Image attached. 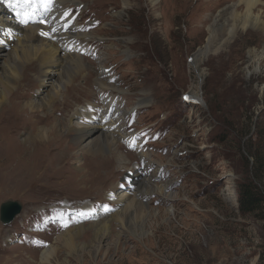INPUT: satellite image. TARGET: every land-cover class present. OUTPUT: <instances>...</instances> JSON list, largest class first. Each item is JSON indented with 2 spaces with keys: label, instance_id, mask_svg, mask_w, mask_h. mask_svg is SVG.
<instances>
[{
  "label": "rangeland",
  "instance_id": "1",
  "mask_svg": "<svg viewBox=\"0 0 264 264\" xmlns=\"http://www.w3.org/2000/svg\"><path fill=\"white\" fill-rule=\"evenodd\" d=\"M12 1L20 5L18 25L27 23L26 15L38 13L33 1ZM75 1L76 16L87 12L79 20L87 24L86 32L104 37L93 38L94 52L83 53L87 68L69 72L83 86L91 74V104L82 101L70 113L56 106L51 112V121L63 119L59 129L65 142L49 153L53 157L63 151L57 161L65 174L0 175V205L13 199L23 206L11 223L0 221V264H264V219L242 212L238 203V186L246 179L264 190V58L257 63L249 55L260 30L240 31L223 50L203 57L200 78L194 56L207 42V27L218 10L237 0H156V9L150 0H129L127 8L123 0ZM49 11L46 7L43 14ZM6 28L0 25L2 44L18 35L13 28L10 39ZM7 47L0 59L12 52ZM103 56L108 72L125 90L121 107L131 113L125 119L128 129L118 138L120 153L111 162L120 168L113 182L101 180L98 194L94 186L85 190L68 181L72 175L80 180L87 169L89 155L74 144L79 131L100 124L103 116L102 109L92 106L99 102L93 99L98 94L94 79ZM34 65L26 77L22 69L19 78L31 89L27 100L39 102L53 82H38L41 61ZM143 95L149 101L137 105ZM105 116L109 121L110 115ZM42 117L36 113L34 119ZM30 132L26 126L17 139L25 140ZM67 145L69 155L63 156ZM111 169L101 173L107 180ZM143 178L160 190L146 198L144 229L138 226L136 234L118 240L122 206L107 193L112 185L129 188L131 181ZM85 204L90 206L84 209ZM105 222L111 227L108 245L96 250L95 230ZM79 225L86 229L76 237L73 251L56 242L60 233ZM52 245H58L57 251L42 263L41 253Z\"/></svg>",
  "mask_w": 264,
  "mask_h": 264
},
{
  "label": "bare ground",
  "instance_id": "2",
  "mask_svg": "<svg viewBox=\"0 0 264 264\" xmlns=\"http://www.w3.org/2000/svg\"><path fill=\"white\" fill-rule=\"evenodd\" d=\"M32 1L38 4V13L26 15L23 21H27V23L21 22V25H18L16 22H19L20 5H15L12 0H0V25L7 27V35L10 39L14 36L13 28L18 32L15 40H10L9 44L0 42V55H4L2 51H7V46L12 48V52L9 50L5 54L6 56L0 59V175L16 174L27 177L37 170H40L38 171L40 172L39 176L49 172L60 175L67 172L61 166V160L57 161V159L62 158L63 151L53 157L49 153L65 142V136L60 134L59 129L63 124V119L60 120L62 123L52 120L53 124H51V112L57 106L59 109L61 108L62 112L70 113L72 111L70 109L76 104L87 100L90 103L92 98L89 85L91 74L88 75L90 71L87 73L88 76L83 78L84 86L75 83L69 72H72L73 69L80 71L83 67L86 69L87 62L83 53L85 51L94 52L90 48L96 44L95 38V40L104 39L102 35L96 34V32V36L86 32L87 24H81L79 20L83 19L87 12L81 10L77 16L73 13V9L77 7L75 6L77 1L23 0V2L28 3ZM150 1L153 4V9H156V0ZM122 3L123 8L130 5L129 0H123ZM46 7L50 11L43 14ZM207 28V42L194 56V65L200 78L204 75L200 68L203 57L209 53H217L223 50L240 31L249 28L258 29L261 32L258 44L249 51L250 60L259 63L264 58V0L234 1L218 10L217 15ZM106 58L104 56L101 58V72H98L94 79L95 85L98 86V94L96 97L93 95V99H99V102L97 101V104L92 106L97 110L102 109L103 116L100 119V124L80 130L74 143L79 153L84 151L87 156L89 155L87 169L81 171L80 180L72 175L68 181L70 184L84 185L83 189L85 190H88V186L91 185L93 191L94 186L98 194L103 189V186L98 189L101 180L104 179V185L109 181L113 182L116 171H118L117 168H120L119 165L116 167L114 162L112 167L111 162L120 153L118 138H122V132H126L128 129L125 119L131 113L128 109L121 107L126 93L122 85H117L118 81L115 76L108 72L107 65L104 64ZM28 61H31L30 64ZM36 61H41V76L38 77V82H47V80L53 82L47 95L42 97L39 102L30 100L29 97L27 100L26 97L30 94L31 89L23 84V80L19 78L21 70H25L26 77V72L34 68ZM64 88L65 90H63ZM194 94V91H191L189 96L193 97ZM22 99L25 100L22 101ZM148 101L146 95H143L139 97L137 105H144ZM36 113H42V119L35 120ZM74 113L82 115L80 110H76ZM105 115H110L109 121L104 120ZM42 122H46V124L42 125ZM69 124L71 125L72 122L70 121ZM29 125L31 132L28 137L19 141L17 139L18 133ZM111 129L114 134L112 137L108 135V130ZM93 138H96V143H93ZM126 139L132 140L131 136ZM67 147L64 149L67 153L63 156L69 155L71 146L67 145ZM105 151H109L111 155H104L103 152ZM121 155L123 157V153ZM77 156L78 154H75V158ZM124 156L129 157L131 154L128 153ZM108 166L112 169L108 171L111 174L107 180L108 175L105 177L101 173ZM77 169L81 170L79 165ZM130 185L131 187H124L123 189L119 187V184L112 185L111 192L107 193L109 198L118 201L122 206L118 212V214L122 213V216L117 218L120 225V230L117 233L118 240L126 238L128 234H136V227L138 226L142 227V230L144 229L148 217L146 215L148 212L146 198L160 190L150 187L145 178L134 179ZM85 205L87 206L84 209L90 206V204ZM140 220L142 221L141 224H139ZM98 226L97 228L95 226L96 242L92 244V247L95 245L96 250L108 245L107 239L111 228L108 222ZM85 227L79 225L66 229L59 234L56 242L61 241L63 245L73 251L76 246V237H79L82 230L86 229ZM57 249L58 245L46 248L41 253V262H49L50 257L54 255Z\"/></svg>",
  "mask_w": 264,
  "mask_h": 264
},
{
  "label": "trees",
  "instance_id": "3",
  "mask_svg": "<svg viewBox=\"0 0 264 264\" xmlns=\"http://www.w3.org/2000/svg\"><path fill=\"white\" fill-rule=\"evenodd\" d=\"M258 179V174L255 173ZM239 209L244 213L259 214L264 219V190L251 179H246L238 186Z\"/></svg>",
  "mask_w": 264,
  "mask_h": 264
},
{
  "label": "water",
  "instance_id": "4",
  "mask_svg": "<svg viewBox=\"0 0 264 264\" xmlns=\"http://www.w3.org/2000/svg\"><path fill=\"white\" fill-rule=\"evenodd\" d=\"M22 207V203L17 200L8 199L3 201L0 205V221L5 225L11 223L21 213Z\"/></svg>",
  "mask_w": 264,
  "mask_h": 264
}]
</instances>
